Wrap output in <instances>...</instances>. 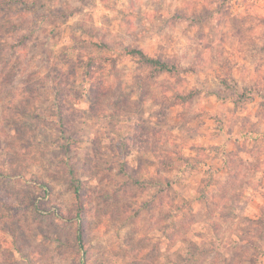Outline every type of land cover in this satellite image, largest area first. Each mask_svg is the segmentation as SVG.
Instances as JSON below:
<instances>
[{
    "label": "rangeland",
    "instance_id": "1",
    "mask_svg": "<svg viewBox=\"0 0 264 264\" xmlns=\"http://www.w3.org/2000/svg\"><path fill=\"white\" fill-rule=\"evenodd\" d=\"M79 229L88 264H264V0H0V264H83Z\"/></svg>",
    "mask_w": 264,
    "mask_h": 264
},
{
    "label": "trees",
    "instance_id": "2",
    "mask_svg": "<svg viewBox=\"0 0 264 264\" xmlns=\"http://www.w3.org/2000/svg\"><path fill=\"white\" fill-rule=\"evenodd\" d=\"M130 52L136 54L142 63L151 65L154 68H156L158 71H170L173 68V66L167 64L164 61L147 56L142 50H130ZM70 171L71 173L74 172L73 170ZM72 188H73L74 196L77 201L78 212L80 213L82 212V208H83L81 186L78 183H72ZM76 240L79 245V248L83 250V255H82L83 264H88L87 251L85 249L83 232L80 229L77 230L76 232Z\"/></svg>",
    "mask_w": 264,
    "mask_h": 264
}]
</instances>
